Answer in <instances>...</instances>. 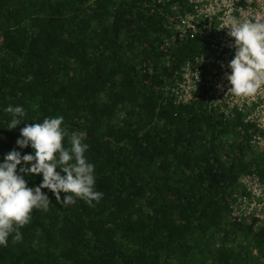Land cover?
Segmentation results:
<instances>
[{
	"label": "trees",
	"instance_id": "1",
	"mask_svg": "<svg viewBox=\"0 0 264 264\" xmlns=\"http://www.w3.org/2000/svg\"><path fill=\"white\" fill-rule=\"evenodd\" d=\"M177 1L0 0V156L23 123L62 115L84 134L103 193L94 207H65L49 192V210L33 209L0 264H264V225L229 216L240 176L264 179L254 129L166 88L209 51L173 35L166 14ZM8 105L26 112L10 131Z\"/></svg>",
	"mask_w": 264,
	"mask_h": 264
},
{
	"label": "clouds",
	"instance_id": "2",
	"mask_svg": "<svg viewBox=\"0 0 264 264\" xmlns=\"http://www.w3.org/2000/svg\"><path fill=\"white\" fill-rule=\"evenodd\" d=\"M224 27L233 38L228 47L234 54L225 73L229 90L238 98L252 97L264 87V16L230 17ZM217 87L223 90L224 86ZM4 111L11 114L9 131L22 124L26 115L20 105H8ZM23 124L16 147L0 156V247L8 246L10 236L13 243L22 241L20 229L30 222L33 209L49 210V192L65 207L77 199L94 207L93 202L103 197L95 187L94 165L85 156L89 145L83 142V133H69L62 115ZM25 148L31 152L22 154ZM32 176H39L40 183L29 187L25 177Z\"/></svg>",
	"mask_w": 264,
	"mask_h": 264
},
{
	"label": "built area",
	"instance_id": "3",
	"mask_svg": "<svg viewBox=\"0 0 264 264\" xmlns=\"http://www.w3.org/2000/svg\"><path fill=\"white\" fill-rule=\"evenodd\" d=\"M256 16H264V0L173 2L166 14L173 35L179 39L187 34L195 35L207 43L209 51L187 59L173 79V86L166 88L177 103L200 100L208 110L219 109L225 117L233 118L237 114L254 129L252 144L264 147V87L252 97L232 95L225 73L234 54L228 47L233 38L227 35V27L221 28L230 17L250 20ZM218 84L224 86L223 90L218 89ZM229 197L232 220L254 227L264 225V179L257 172L243 173Z\"/></svg>",
	"mask_w": 264,
	"mask_h": 264
}]
</instances>
